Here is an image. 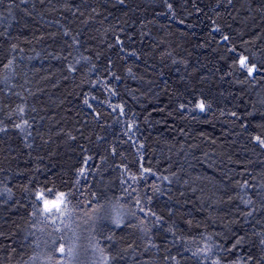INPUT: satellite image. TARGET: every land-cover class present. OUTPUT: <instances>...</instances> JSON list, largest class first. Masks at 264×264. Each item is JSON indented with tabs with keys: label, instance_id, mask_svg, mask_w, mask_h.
<instances>
[{
	"label": "trees",
	"instance_id": "1",
	"mask_svg": "<svg viewBox=\"0 0 264 264\" xmlns=\"http://www.w3.org/2000/svg\"><path fill=\"white\" fill-rule=\"evenodd\" d=\"M257 138L264 0H0V264H264Z\"/></svg>",
	"mask_w": 264,
	"mask_h": 264
},
{
	"label": "snow or ice",
	"instance_id": "2",
	"mask_svg": "<svg viewBox=\"0 0 264 264\" xmlns=\"http://www.w3.org/2000/svg\"><path fill=\"white\" fill-rule=\"evenodd\" d=\"M11 63V62H9ZM239 65L242 69H245L249 75H252L254 71H256V66L255 65H249L247 63V57L241 56L239 58ZM7 67V66H6ZM85 103H87V101H85ZM197 107L200 109V111H204L205 110V105L203 103H200L197 105ZM22 111V110H21ZM257 142L260 144L261 147H264V140L257 138ZM81 172H83V170H81ZM51 191V190H49ZM36 198L40 201H42L43 203V211L45 213H51V211L53 209H55L57 212H59L60 216L64 215V211L61 210L62 207L63 209H67V204L65 203L66 199H67V194L60 192L56 195L54 200H49L45 197L44 192H38L36 193ZM114 223L117 224V226L120 223L119 217L117 216L114 219ZM60 253L64 252V247L61 246L59 249ZM71 251V250H70Z\"/></svg>",
	"mask_w": 264,
	"mask_h": 264
},
{
	"label": "rangeland",
	"instance_id": "3",
	"mask_svg": "<svg viewBox=\"0 0 264 264\" xmlns=\"http://www.w3.org/2000/svg\"><path fill=\"white\" fill-rule=\"evenodd\" d=\"M54 200V199H53ZM63 209V207H62ZM61 209V210H62ZM53 212H57L55 209H53L51 211V213ZM77 242H78V245L79 247L81 248L82 250V254H83V260L81 261L82 263L81 264H91L92 263V256H91V245L87 239V234H83V236L81 237H77ZM75 257L72 255V256H67L66 258H63V259H56L54 264H70L71 261H75ZM39 261H41L43 263V260L42 259H39ZM49 261H45V264H49L48 263Z\"/></svg>",
	"mask_w": 264,
	"mask_h": 264
},
{
	"label": "bare ground",
	"instance_id": "4",
	"mask_svg": "<svg viewBox=\"0 0 264 264\" xmlns=\"http://www.w3.org/2000/svg\"><path fill=\"white\" fill-rule=\"evenodd\" d=\"M60 223V222H59Z\"/></svg>",
	"mask_w": 264,
	"mask_h": 264
}]
</instances>
